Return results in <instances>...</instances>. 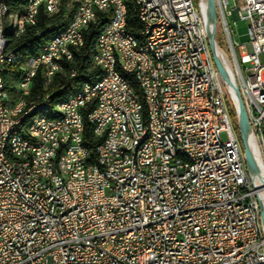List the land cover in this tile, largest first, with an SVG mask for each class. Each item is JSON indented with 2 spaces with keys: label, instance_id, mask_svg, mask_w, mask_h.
I'll return each mask as SVG.
<instances>
[{
  "label": "built area",
  "instance_id": "built-area-1",
  "mask_svg": "<svg viewBox=\"0 0 264 264\" xmlns=\"http://www.w3.org/2000/svg\"><path fill=\"white\" fill-rule=\"evenodd\" d=\"M25 1L27 26L34 6L43 11L50 5L54 11L60 0ZM169 4H176L177 16L169 15ZM214 4L227 50L216 40L217 47L235 74L264 164V64L259 60L264 0ZM138 5L149 22L141 45L142 38L151 37L169 51L160 71L168 129L153 121L147 58L125 41V31L134 27L125 25L123 0H70L65 17L54 15V24L66 23L65 34L33 55L32 68L18 66L19 82L26 90L29 76L50 77L51 65H58L59 75L76 77L77 70L66 63L80 50L75 40L84 41V30L96 23L98 12L110 13L96 37L97 62L91 63L100 74L61 106L59 120L34 126L37 135L25 132V139L17 140L16 153L45 161L46 170L9 168L0 157V264H264V174L252 180L247 169H255L258 153L245 157L238 121H232L234 97L208 44L207 0H140ZM152 14H159V21H152ZM229 17L248 21V43L233 38ZM6 23L0 12V75L16 47L3 38ZM62 40H71V47L63 48ZM103 66H110V77H103ZM123 72L134 74L136 96H128L119 82ZM11 92L18 107L21 94ZM135 97H143L144 123L135 121ZM9 111L0 109V147L6 130L22 129L26 119L9 120ZM120 112L129 114L134 146H119ZM76 116L87 119L102 138L95 162L83 158L74 140ZM164 130L180 132L182 147L195 150L197 164L178 157L169 164L175 155ZM138 137H146L145 152H137ZM74 163H82V170H74ZM125 163H132V170H125Z\"/></svg>",
  "mask_w": 264,
  "mask_h": 264
},
{
  "label": "bare ground",
  "instance_id": "bare-ground-1",
  "mask_svg": "<svg viewBox=\"0 0 264 264\" xmlns=\"http://www.w3.org/2000/svg\"><path fill=\"white\" fill-rule=\"evenodd\" d=\"M139 1L140 0H132L137 17L136 21L138 23V27L135 30L136 34L131 31H125V41L130 44L136 52H140L143 57L147 58L145 82L150 89L153 121L156 122V128L168 129V117H163L164 81L162 75H160V71L163 69L164 59H169V51H164L161 42H153L151 37L142 38L141 45V35H149V22L147 16H142V8L138 5ZM123 6L125 11V25L130 27L128 23V5L125 0H123ZM69 7L70 0H60L54 6V11L50 5H43V12L48 17H54V15H56V18H63L66 15V9ZM40 11H42L41 6H34L32 10V20L25 26L28 17L26 1L20 10L17 11H10L6 4L0 3L1 19L8 20V23L3 26L4 40L7 42H15L16 39L22 37L26 33L28 27L37 25L39 13L41 14ZM169 15L177 16L176 4H169ZM152 21H159V14H152ZM49 28L52 31L48 33L46 40L40 45L38 52L53 47L55 41L61 39L66 32V23L54 24L53 27ZM82 44L83 40H75V48H81ZM62 47L70 48L71 40H62ZM98 47L99 39L96 38L95 48L89 56L90 63L97 62ZM10 56L11 58L7 62V67L9 65H14L13 68L16 66L32 68V60L30 59L33 55L25 56L21 51V47H12L10 49ZM222 57L227 67H229L225 57L223 55ZM57 74L59 75L58 65H51L50 77L49 74H42V82H45L42 83L44 91L36 92L34 95L31 94L33 92H31V86L35 78L39 75L29 76V80L26 82V90L25 83L19 82V76H17V78L14 77L16 79H12L14 83L12 86L16 89V94H21L18 97V107H16L15 94L10 91L12 87L9 85L10 88L8 89L6 85L7 82L5 83L6 80L4 81L5 77L0 75V109L11 110L9 111V120H18L26 117L22 122V129H7L1 138L0 157L1 160L7 164V167L15 169L29 168L34 170H46L45 161H37L32 158V156H25V153H16L17 140L25 139V132H30V135H37V128H32L34 126H39L47 120H59L58 111H60L61 106L70 104V101L77 99L85 88L90 87L92 84V81L83 83L80 88L76 89L68 97L59 99L54 97L57 90L53 92L47 91L48 85L52 83ZM60 76L69 78V74H61ZM103 77H110V66H103ZM119 82L127 87L128 96H136V90L132 86V83L123 74H119ZM45 98L48 99L45 106H42ZM134 107L136 108L135 121L137 123H144L145 105H143V97L134 98ZM74 124V140L78 142V147H81L83 158H88V162H91L90 150L84 144L83 140V116L74 117ZM119 129L122 133L119 138V146H134L135 132L133 124L129 119L128 112H120ZM164 137L170 149H173V154L175 155L169 156V164H176V157L186 158L189 164H197V154L195 150H186L182 147L180 132L164 130ZM145 144L146 137H138L137 152H145ZM74 170H82V163H74ZM125 170H132V163H125Z\"/></svg>",
  "mask_w": 264,
  "mask_h": 264
},
{
  "label": "trees",
  "instance_id": "trees-1",
  "mask_svg": "<svg viewBox=\"0 0 264 264\" xmlns=\"http://www.w3.org/2000/svg\"><path fill=\"white\" fill-rule=\"evenodd\" d=\"M125 1L127 2L128 5V23L130 27H134V32H135L136 28L138 27V23L136 21L137 17L134 11L133 3L132 0H125ZM0 3L6 4V6L9 8L10 11H17L20 10L22 5L25 3V0H0ZM40 12L41 14L39 13L38 23L37 25H35L36 28L35 26L28 27L26 33L22 37L16 39L15 42L13 43V46L21 47V51L25 56L37 54L40 45L44 43L48 33L52 31L49 27L52 26L56 21V18L48 17L47 15L44 14L43 11ZM109 15L110 13L98 12L96 23L91 24L87 29L84 30V41L80 50L74 53L73 61L66 63L67 67L75 68L77 70L78 75L72 78H65L57 74L54 77L55 79L52 81V83L48 85L47 88V91L50 92L57 90L56 94H54V97L59 99L66 98L76 89L80 88L83 83L91 82L100 74L99 68L92 67L89 56L95 48V42L98 32L105 23V21L107 20ZM13 67L14 65L12 66L9 65L3 75V77H5L4 81L6 80L5 83L7 82L6 85L8 86V89L12 87L10 91H14V87L12 86L14 84L13 80H15L17 76L20 75V71L18 67L17 66L15 68ZM123 75L128 80H130L134 89L137 92H140L139 87L135 81L134 74L123 72ZM38 77L39 76L35 78V81L31 86V92L33 91L31 93L32 95H34L36 92L44 91L42 80L40 79V77L39 78ZM230 111H231L232 121L236 122L237 120L236 114L231 104H230ZM83 140H84V144L90 150V159H91L90 161L91 162L96 161L95 150L98 144L102 141V138H99L94 135L93 126L87 119H85L84 121Z\"/></svg>",
  "mask_w": 264,
  "mask_h": 264
},
{
  "label": "water",
  "instance_id": "water-1",
  "mask_svg": "<svg viewBox=\"0 0 264 264\" xmlns=\"http://www.w3.org/2000/svg\"><path fill=\"white\" fill-rule=\"evenodd\" d=\"M207 5H208L207 39H208L209 48L216 68L218 69L219 73L228 84L230 91L234 97V102L232 106L238 121V129L243 144L245 157L247 159L250 158L252 154V150L257 151L258 153V164L255 166V169L252 170L249 166L247 168L250 174V178L254 180L255 177L260 172H263L264 174V164H263L262 155L260 153L258 144L256 143V141L252 136L251 126L240 95L235 74L233 70L230 67H227V65L225 64L224 59L217 47V42L215 39L216 12H215L214 0H207ZM260 212H261V217L264 221V196L260 201Z\"/></svg>",
  "mask_w": 264,
  "mask_h": 264
},
{
  "label": "rangeland",
  "instance_id": "rangeland-1",
  "mask_svg": "<svg viewBox=\"0 0 264 264\" xmlns=\"http://www.w3.org/2000/svg\"><path fill=\"white\" fill-rule=\"evenodd\" d=\"M228 21L233 31V38L240 44L248 43L249 41V38L247 35L248 21L243 20V19H233L232 17H229ZM215 39L217 40V42L219 43L221 47L227 50V45H226L224 34L222 32V29L220 28V25L217 22H216V28H215ZM259 60L262 64H264V54L263 53L259 54Z\"/></svg>",
  "mask_w": 264,
  "mask_h": 264
}]
</instances>
